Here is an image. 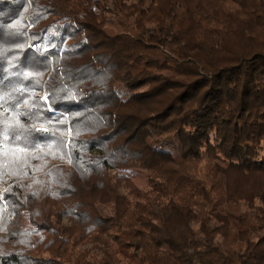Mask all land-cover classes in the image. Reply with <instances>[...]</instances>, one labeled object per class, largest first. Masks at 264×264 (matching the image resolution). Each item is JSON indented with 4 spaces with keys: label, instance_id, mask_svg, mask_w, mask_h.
Segmentation results:
<instances>
[{
    "label": "trees",
    "instance_id": "trees-1",
    "mask_svg": "<svg viewBox=\"0 0 264 264\" xmlns=\"http://www.w3.org/2000/svg\"><path fill=\"white\" fill-rule=\"evenodd\" d=\"M28 95L40 124L7 142L69 161L30 182L71 224L0 264H264V0H0V111ZM133 168L147 189L110 176Z\"/></svg>",
    "mask_w": 264,
    "mask_h": 264
},
{
    "label": "rangeland",
    "instance_id": "rangeland-1",
    "mask_svg": "<svg viewBox=\"0 0 264 264\" xmlns=\"http://www.w3.org/2000/svg\"><path fill=\"white\" fill-rule=\"evenodd\" d=\"M209 84L210 78H206L191 87V91L198 100H200L206 93ZM28 97L31 96L28 95L27 98H24V100L21 101L22 104L19 106L13 103L10 104L12 108H18L20 110L19 114H16L17 112H14L12 109L0 111V129H2L5 124V126H7V124L11 126V128L7 126L9 135L6 133L7 135L3 136L0 141V251L6 246L19 244V238H22L25 232L28 233L29 230L34 229L32 222L46 220L47 223L51 222L53 225L61 227H67L71 224L67 216L62 215L58 218L53 215V212L50 211L52 209V207H50L52 206L51 202H45L39 193V190H41L39 185L35 187L33 185L35 182H30L31 179H36L41 176V173H35V170L41 169V161L44 159H39L36 155L37 152H31L29 150L25 151V149L20 148V145L8 144L7 142V139L11 135L14 139L19 140L20 143L22 142L21 144H27L28 139L22 141V138L24 135L28 134L31 128H28V125L23 120L24 117L30 121L37 122L36 126L40 124L38 121L41 118L39 117V111H37L39 108V99L34 96L29 99ZM39 97L44 99V93L41 92ZM25 112L27 113L24 116ZM3 131L5 132V130ZM16 136H19L20 138H16ZM52 162L53 163L47 168H42L43 172H41L45 173L49 170H55L53 172L55 180L64 179L66 177V171L68 170L69 161L63 162V160H58ZM110 173V176L114 179L117 178L118 174L123 175L129 180L131 185L139 191L148 188V171L146 170L133 168L122 170L119 173ZM26 176L31 177L29 178ZM67 177L70 178L71 181H74L73 177H69L68 175ZM9 180H13L15 183L19 182L24 184L22 187L24 189L25 198L22 203H18L17 199H13L11 196L9 197V203L6 200L3 201L4 196L2 194H4L6 188L3 187V185ZM119 181H121L122 187L126 186L125 180ZM28 186L31 187L28 188ZM27 189L33 191L31 196ZM123 189L124 188H121L119 191L123 192ZM10 194L11 193H8L7 196ZM44 208L48 209L44 214H41V210ZM97 208L102 215L111 214L113 210L111 204H99L97 205ZM241 208L245 212L248 211V208L244 203L241 204Z\"/></svg>",
    "mask_w": 264,
    "mask_h": 264
}]
</instances>
